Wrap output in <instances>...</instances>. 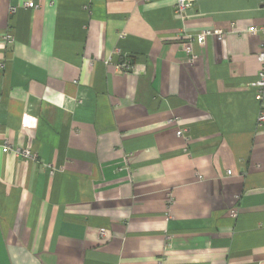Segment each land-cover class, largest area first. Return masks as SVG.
<instances>
[{
	"label": "crops",
	"instance_id": "crops-1",
	"mask_svg": "<svg viewBox=\"0 0 264 264\" xmlns=\"http://www.w3.org/2000/svg\"><path fill=\"white\" fill-rule=\"evenodd\" d=\"M177 1L0 0V264H264V0Z\"/></svg>",
	"mask_w": 264,
	"mask_h": 264
},
{
	"label": "built area",
	"instance_id": "built-area-1",
	"mask_svg": "<svg viewBox=\"0 0 264 264\" xmlns=\"http://www.w3.org/2000/svg\"><path fill=\"white\" fill-rule=\"evenodd\" d=\"M193 6L194 4L192 0H178L176 7H175V12L182 20H185L186 14L188 13V11H190L193 8ZM26 7L29 9H34L35 4L28 3ZM248 32L252 35H259V34L264 35V27H261V28L252 27L248 30ZM214 36H218L220 39H224L225 32L210 31V30L204 31L198 34H189V33L184 32L179 36L181 40L180 48L186 54L190 63H194L199 57L194 51V46L197 45L199 47H203L206 44L207 38L214 37ZM6 39L9 44H12L14 42V38L11 34H8L6 36ZM257 60L260 63L261 67L258 72V78L253 84H251V87L256 89V96L260 102L258 125L263 126L264 125V48L257 53ZM3 68H4V64H0V69H3ZM120 68L124 71H130L132 70L133 66L130 62L124 61L120 65ZM185 134H186V131L184 130H181L180 132H178V136L180 137L185 136ZM4 152L7 153L8 148H5ZM23 153L24 155L30 158H33V159L35 158L29 152H23ZM237 215L238 214L236 211L232 212V217L236 218ZM102 234L104 235L105 232H102Z\"/></svg>",
	"mask_w": 264,
	"mask_h": 264
}]
</instances>
